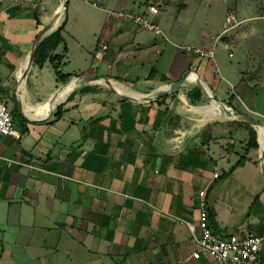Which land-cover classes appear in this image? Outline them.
Segmentation results:
<instances>
[{"label":"crops","instance_id":"crops-1","mask_svg":"<svg viewBox=\"0 0 264 264\" xmlns=\"http://www.w3.org/2000/svg\"><path fill=\"white\" fill-rule=\"evenodd\" d=\"M241 2L240 14L243 8L252 12L243 19L254 31L251 22L264 20V0ZM108 3L116 21L106 18L100 32L93 31L96 42L90 47L74 35L76 47L67 39L75 15L64 13L67 51L60 43L48 53L63 56L58 69L70 77L61 82L48 60L42 67L34 55L29 61L35 44L62 23L52 27L55 0H0V93L7 105L10 101L16 129L15 136L0 137V264H220L206 255L191 257L196 249L191 227L197 226L203 191L211 227L262 236L264 261V148L258 125L247 121L257 147L246 153L247 130L241 140L237 133L219 134L187 108L193 106L187 93L196 87L202 100L201 81L221 105L251 113L264 126V106L257 111L243 97L264 91V79L213 60L215 41L224 49L231 45L226 37L232 27L213 29L203 11L208 0L192 11L183 1L172 17L152 15L160 32L134 26L130 16L145 12L129 10V0ZM189 38L194 46L212 48V58L185 54L181 42ZM165 41L173 52L163 49ZM74 58L85 64L71 69ZM192 73L197 80H189ZM185 75L180 87L159 95ZM83 77L95 79L85 83ZM72 79L71 90L44 114L43 104ZM222 81L229 87L224 98L215 94ZM241 156L245 160L237 165Z\"/></svg>","mask_w":264,"mask_h":264},{"label":"rangeland","instance_id":"rangeland-1","mask_svg":"<svg viewBox=\"0 0 264 264\" xmlns=\"http://www.w3.org/2000/svg\"><path fill=\"white\" fill-rule=\"evenodd\" d=\"M183 1H187L189 3L190 11L196 8L198 4L199 7L201 5L203 6L204 3V0H202V2L201 0H173V3L175 4H168L166 6L165 0H129L128 9L132 10L133 8L134 11H138L139 9V12L142 11L145 12L144 18H146L148 22H152L153 21L152 15L162 16L163 18H168L170 16L172 17V15L176 13V6L178 8L184 6ZM227 1H229L228 4L226 3V0H208L209 6L205 5L208 6L207 7L208 9L206 8V10H203L205 12V16L208 18L207 20L208 23L214 26L213 29H217V31H221V29L224 27V31H225L232 27L229 30L230 33L226 37L227 41H231L230 42L231 45L229 46L228 49H224V46L222 45L220 40L215 41L213 60L216 61L217 63H219L220 61L222 62L223 60L226 65L230 66L231 72L232 69L235 70L236 72L239 71L240 69H243L245 70V73L248 74V76H251L252 79L263 80L264 79V20H258L255 22L252 21L251 23L254 24L253 25L254 31L250 30L251 28L248 29V26L246 24L249 25L250 23L249 22L246 23L245 21L247 19L245 20L243 18L250 17L252 12H249V8L247 9L243 8L242 14H240V9L242 8L241 0H227ZM60 2L61 0H55L56 5H59ZM93 2L99 5V7H94L92 5ZM63 3L65 5V8H63L60 21H62L64 13L66 14V10L67 12H69L70 15L71 14L73 16L75 15V19L71 23L70 29L68 27V32L65 34L67 39L71 41L75 47L76 44L73 41L75 39L74 37L81 39L86 46L90 47L92 44L96 42L94 41L95 37L93 31H95V29H98L96 32L97 33L100 32V29L104 26L106 22V18H109L112 21H116L115 19L112 18L113 13L111 11L112 8H114V6L108 3V0H66V1L64 0ZM98 3H101L102 6ZM151 5L156 6V8L158 9V13L151 14L149 12L148 8ZM105 10H110L111 13L110 12L106 13ZM243 10H245L244 13ZM125 14L130 15L128 12H125ZM255 15H262V14L260 12H257V14ZM133 16L135 15H132L130 17ZM228 16L232 18L230 22L226 20ZM134 26L139 27V25L137 24H135ZM69 30H72V32L70 33ZM244 30H246L247 32L244 33ZM152 31L156 32L155 30ZM161 31L165 32L164 30ZM254 32L255 35L251 36L250 34H253ZM211 35H212L211 37L216 36L214 30L212 31ZM158 36L161 37V35ZM171 37L173 40H176L180 44L179 42L180 40L178 41L179 38H175L174 36ZM173 40H171L170 38V41L174 42ZM181 43H184L183 46L196 45L195 40L192 38H189ZM168 48H170V51L172 52L175 50V47L171 45V43L165 41L163 49H168ZM184 53L187 55H194L192 52L184 51ZM228 53L232 55V57H229ZM84 64H85L84 60L74 58L70 63V67L71 69L72 67H75L74 69L77 70L78 69L77 66L81 68V66ZM68 69L70 68L68 67ZM131 73H132L131 75H135L137 71L133 70L131 71ZM81 82L86 83L88 81H83L81 78ZM99 82H100L99 84L106 85L103 79H100ZM113 83H114L113 81L112 82L109 81V83L107 84L111 85ZM170 87L171 86H169V88ZM219 89L220 90L218 91V93H215L217 96L220 95V97L222 96L224 98L228 95L227 92H229V87L223 81L221 82ZM208 90L210 93H205L202 100L201 99L198 100L191 107L187 106V108L190 110L189 112H191L190 115L196 117L197 122L200 124L203 122H205L206 125L209 124L208 125L209 128L211 130H215L219 132V134L223 132L224 134L228 133L230 136H232V134L237 133L238 134L237 139L241 140L242 139L241 134L244 133L245 135L246 130L250 129V127L248 126V122L246 118L243 116L242 112L230 108L227 105L225 106L221 105L219 107L220 109L217 108V113L214 116H209L208 114L204 113L203 110H201L203 106H207L211 104L212 94L209 88ZM181 97L183 102H185L186 101L185 98L183 96ZM243 97L246 101L249 100L248 101L249 105H252L250 101H252V103L254 102L253 104L256 105L255 109L257 111H262V106H264V91L259 90L255 92L253 98L251 99H247L246 95H243ZM9 103L10 101L8 100V106L11 105ZM247 116L253 119V121L259 120V118H256L251 113H248ZM192 122H196V121L194 120ZM182 126L183 128L186 129L190 127V124L183 123ZM259 127L260 126L255 127L256 132H258ZM261 147L264 148V145Z\"/></svg>","mask_w":264,"mask_h":264},{"label":"built area","instance_id":"built-area-1","mask_svg":"<svg viewBox=\"0 0 264 264\" xmlns=\"http://www.w3.org/2000/svg\"><path fill=\"white\" fill-rule=\"evenodd\" d=\"M148 10L151 14L158 13V9L153 5L149 6ZM231 19L228 16L226 20L230 22ZM131 20L143 28L158 32L157 26L148 22L142 14L131 17ZM181 49L197 56L208 58L213 56L212 48L204 50L200 47L186 45ZM6 135L15 136L16 129L11 110L0 93V137ZM213 177H218V173L215 172ZM203 195L204 191L201 192L198 205L197 226L191 227V241L196 247L191 257L199 259L206 255L217 260L220 264H264L259 256L263 237L251 232L223 233L213 229L209 223V213Z\"/></svg>","mask_w":264,"mask_h":264},{"label":"trees","instance_id":"trees-1","mask_svg":"<svg viewBox=\"0 0 264 264\" xmlns=\"http://www.w3.org/2000/svg\"><path fill=\"white\" fill-rule=\"evenodd\" d=\"M64 24H65V22L62 21V23L54 31L49 33L43 40H41L38 43V45L36 46L35 51H34V62L39 67H42L43 63L46 60H48L49 63L52 65L57 78L61 82H65L70 77V74L61 73V71H59V69H58V67H59L58 65L61 62L63 56L59 55V54H54V55L50 54L49 55L48 53L50 51H52L60 43L63 45V51L64 52L67 51L65 40H64L63 36L61 35V31L64 29ZM154 74H155V70H154V68H152L150 70L149 75L152 76ZM200 96H201V91L198 87H196L191 93L190 92L187 93V97L189 98L191 104H195L199 100ZM233 98H234L233 95H231L229 97V99H228V105L229 106H230ZM11 113H12V111H11ZM60 115H61V110H60V108H57L55 111V117H59ZM248 126H249V123H248ZM247 131L249 134V141L245 147L246 153H247L248 149L257 147V143L255 141V137H256L255 130L252 127H250V129ZM244 160H245V157L241 156L239 161L237 162V165L241 164Z\"/></svg>","mask_w":264,"mask_h":264},{"label":"bare ground","instance_id":"bare-ground-1","mask_svg":"<svg viewBox=\"0 0 264 264\" xmlns=\"http://www.w3.org/2000/svg\"><path fill=\"white\" fill-rule=\"evenodd\" d=\"M63 2H64V0H61V2H60V4L57 6V8L54 10V16H53V26L52 27H55L58 23H59V21H60V18H61V16H62V12H63ZM26 63V62H25ZM191 74V73H190ZM192 74H194V75H190L189 76V80H197V77H196V75H195V73H192ZM19 76V75H18ZM78 81V80H77ZM104 81V80H103ZM197 82H200V84H201V86L203 87V89H204V91H205V93H210L209 92V90L202 84V82L201 81H197ZM74 83H75V80L74 79H72L71 81H69L68 83H66L65 85H62L60 88H58L57 90H56V92L52 95V96H50L51 98H50V100L46 103V104H43L44 106H43V113L45 114V113H47L48 111H49V109H50V104L54 101V100H56V99H58V98H60V97H62V96H64L67 92H69L70 90H71V88L74 86ZM118 83V82H117ZM113 85V84H112ZM111 87V86H110ZM119 93V92H118ZM122 93V92H121ZM127 95V94H126ZM137 95H139V94H137ZM133 96V95H132ZM140 96V95H139ZM143 99V98H142ZM31 102H32V100H31ZM54 103V102H53ZM210 105H213V106H211V107H202V109L201 110H203V112L204 113H206V114H208L209 116H214V115H216V113H217V108H219L220 107V105H219V103L218 102H215V101H213V100H211V104ZM39 108V107H38ZM200 108V107H199ZM40 109V108H39ZM220 109V108H219ZM38 111V110H37ZM197 111V110H196ZM200 112V111H199ZM35 113V112H34ZM39 114V113H38ZM203 116V115H202ZM227 116V115H226ZM41 117V116H40ZM220 118V117H219ZM224 118V117H223ZM258 129V128H257ZM258 139H259V142H260V145L261 146H263L264 145V129H263V127H259V129H258Z\"/></svg>","mask_w":264,"mask_h":264},{"label":"water","instance_id":"water-1","mask_svg":"<svg viewBox=\"0 0 264 264\" xmlns=\"http://www.w3.org/2000/svg\"><path fill=\"white\" fill-rule=\"evenodd\" d=\"M66 1V0H65ZM63 8H65V5L63 3ZM51 27V24H48L41 32H40V35H42L44 32H46L49 28ZM36 47V44L32 50V52L30 53V57H29V61L32 60L33 58V55H34V49ZM95 78L93 77H83L82 80L83 81H92L94 80ZM187 80V75L183 76L180 80H178L176 83H174L170 88H167L166 90H163L162 92L159 93V95H163V94H166V93H169V92H172L176 87H180L181 84ZM197 85L201 88V90L204 91L203 87L201 86L200 82H197ZM212 100L215 101V102H218L215 98L212 97ZM219 105L221 106L220 102H218ZM246 118V120L248 122H250L251 124L253 125H258V126H262L264 128V126L260 123V122H255L253 121L251 118L247 117V116H244ZM259 141V139H258ZM260 143V142H259Z\"/></svg>","mask_w":264,"mask_h":264}]
</instances>
